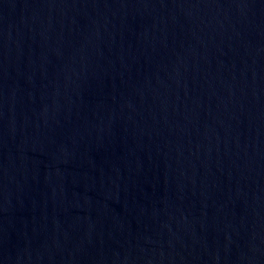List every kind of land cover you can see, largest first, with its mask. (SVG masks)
Masks as SVG:
<instances>
[{"label":"water","instance_id":"1","mask_svg":"<svg viewBox=\"0 0 264 264\" xmlns=\"http://www.w3.org/2000/svg\"><path fill=\"white\" fill-rule=\"evenodd\" d=\"M0 264H264V0H0Z\"/></svg>","mask_w":264,"mask_h":264}]
</instances>
